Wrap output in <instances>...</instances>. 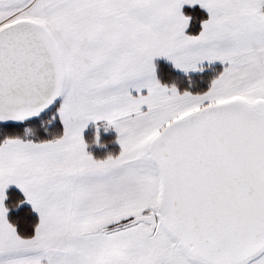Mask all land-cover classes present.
<instances>
[{"label":"crops","instance_id":"1","mask_svg":"<svg viewBox=\"0 0 264 264\" xmlns=\"http://www.w3.org/2000/svg\"><path fill=\"white\" fill-rule=\"evenodd\" d=\"M14 6L21 9L15 11ZM186 6H197L207 14L195 37L185 34L189 21L181 9ZM15 14L21 17L11 19ZM18 21L31 22L48 34L60 59L62 83L64 63L71 65L75 79L120 80L130 70L139 72L143 81L145 76L151 77L144 66L146 49L155 45L164 48L162 61L177 73L174 85L168 88L174 98L181 77L208 66L223 67L205 94H179L182 104L189 105L188 112L241 101L264 113V0H0V29ZM142 86L146 87L145 81ZM62 88L63 84L61 92ZM188 112L183 110L182 115ZM170 121L160 122L159 127ZM61 124L59 140L41 144L8 141L0 146V264H20L25 256L58 251L52 241L87 240L95 229H89L82 217L74 218L67 209L74 204L62 199L71 176L97 172V163L87 154L83 140L91 124ZM116 139L118 143L117 135ZM149 145L138 161L135 156L127 159L126 170H135L139 164L154 171L156 191L148 199L159 206L160 176L147 158ZM48 178L53 182L44 183ZM11 188L23 195L24 203L38 217L31 240L18 238L7 221L4 201ZM42 191L51 193L48 199L40 197Z\"/></svg>","mask_w":264,"mask_h":264},{"label":"water","instance_id":"2","mask_svg":"<svg viewBox=\"0 0 264 264\" xmlns=\"http://www.w3.org/2000/svg\"><path fill=\"white\" fill-rule=\"evenodd\" d=\"M62 86L61 63L48 34L18 21L0 29V123L48 110ZM147 158L161 182L167 231L194 257L232 264L264 249V113L241 102L205 107L169 123ZM158 219L147 212L101 230L107 235Z\"/></svg>","mask_w":264,"mask_h":264},{"label":"rangeland","instance_id":"3","mask_svg":"<svg viewBox=\"0 0 264 264\" xmlns=\"http://www.w3.org/2000/svg\"><path fill=\"white\" fill-rule=\"evenodd\" d=\"M18 9L21 7L14 6L15 11ZM19 17L15 14L11 19ZM163 50L155 45L146 49L144 66L147 73L151 72V77L145 76L143 81L139 72L130 70H126L120 80L75 79L72 78L71 65L63 64V88L57 100L59 120L67 126L72 122L81 127L98 122L106 124L116 133L122 154L95 162L98 167L95 173L74 175L68 179L67 194L62 199L74 204V207L67 208L71 209L74 218L82 217L89 229L95 228L89 238L52 241L53 246L59 247L58 251L25 256L20 264H209L194 257L167 231L160 206L149 201L148 196L156 191L154 171L145 170L139 164L135 170H126L127 159L135 156L138 161L144 147L169 124L159 127L160 122H173L197 112H188L189 105L182 104L184 100L177 92H174L177 98L169 96L170 89L158 84L154 62L163 60L166 53ZM121 66L128 68L127 65ZM144 81L146 87L134 89L136 85L140 88ZM209 106L212 105L206 107ZM183 110L188 113L182 115ZM51 180L48 178L44 183H52ZM157 186L161 188L160 180ZM49 194L48 191L39 193L40 197L46 198ZM147 212L154 213L158 219L152 234L144 225L107 235L100 233L110 225L128 222ZM68 248L70 250L66 251ZM232 264H264V249L251 258Z\"/></svg>","mask_w":264,"mask_h":264},{"label":"trees","instance_id":"4","mask_svg":"<svg viewBox=\"0 0 264 264\" xmlns=\"http://www.w3.org/2000/svg\"><path fill=\"white\" fill-rule=\"evenodd\" d=\"M181 12L189 21L185 34L191 37L197 36L201 31L202 23L207 20V14L197 6L183 7ZM154 67L158 84L171 88L177 78L174 68L163 61H156ZM222 71L221 65H213L185 75L176 82V92L192 96L203 95L210 90ZM59 108V103L56 101L52 107L32 119L0 123V146L8 141L41 144L61 139L63 127L58 117ZM83 140L87 154L96 162L117 158L120 155L121 150L115 133L102 122L88 126L84 131ZM4 208L7 212V221L14 228L17 237L22 240H31L38 226V217L24 203L23 195L15 189H8L5 194Z\"/></svg>","mask_w":264,"mask_h":264}]
</instances>
